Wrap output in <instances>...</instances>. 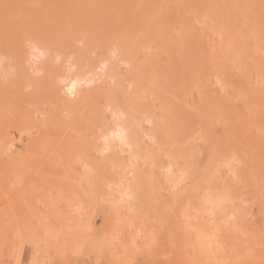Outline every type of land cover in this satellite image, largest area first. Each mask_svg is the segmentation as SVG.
<instances>
[{
    "label": "rangeland",
    "instance_id": "374dc122",
    "mask_svg": "<svg viewBox=\"0 0 264 264\" xmlns=\"http://www.w3.org/2000/svg\"><path fill=\"white\" fill-rule=\"evenodd\" d=\"M133 2L156 15L158 45L133 51L145 67L128 99L154 103L169 125L165 142L158 150L144 137L149 156L137 168L90 160L85 172L98 151L88 145L104 139L88 134L92 116L78 119L80 95L56 82L55 98L70 108L43 121L28 62L0 77V127L11 122L0 144L19 139L0 148V264H264V0ZM108 83L103 92L116 95ZM128 165L141 170L136 179Z\"/></svg>",
    "mask_w": 264,
    "mask_h": 264
},
{
    "label": "bare ground",
    "instance_id": "6f19581e",
    "mask_svg": "<svg viewBox=\"0 0 264 264\" xmlns=\"http://www.w3.org/2000/svg\"><path fill=\"white\" fill-rule=\"evenodd\" d=\"M11 1L8 0L4 4L3 1L0 2V77L11 79L16 75L19 65L28 62L34 79H29L31 82L26 83V88H32L28 94L31 96L32 93L34 100H41L45 104V109L40 113L43 121H52L53 118L58 121L59 114L70 108L68 103L58 97L55 98L56 82H58L64 85L70 96L75 93L80 95L79 106L81 105L80 108L84 110L81 109L78 119L86 115L92 116L88 134L95 136L93 132L97 131L98 134L94 138L100 139L99 141L104 139V142H100L102 145L96 143L98 147L95 144L88 145V152L95 150L96 155V149L98 150L97 158L93 159L88 155L89 161L94 160L93 166L112 163L110 166L117 169L127 159L130 163H126L125 166L134 164L133 166L136 167L144 154L149 156L148 152L143 150L144 137L149 140H146L148 143L158 149L160 140H166L165 135L169 125L165 126L162 115L151 107L154 103L138 105L128 99V94L135 92L137 86H140L137 79L142 67H145L141 63L140 56L134 58L133 51L137 47L157 48L154 29L156 15H151L148 7L137 5L133 0ZM130 21L133 23L132 26ZM4 32L10 38L9 44L3 41ZM61 35L65 37L58 39ZM22 42L29 43L28 49L23 52L17 47V44ZM169 53L163 52L160 55L167 58ZM27 55L32 58L31 61L26 59ZM120 64H125L126 69L123 70ZM55 66L60 68L57 69ZM9 70L14 74L10 75ZM128 73H133L131 76L133 79H124ZM123 80L129 83L128 91L119 89ZM109 81L119 94L103 92ZM106 112L114 118L113 121H109L111 123L103 121ZM70 117L72 120H78L74 118L75 116ZM70 117L69 114L64 116L66 121H69ZM27 119L30 120L32 117ZM144 119L150 124L147 129L142 128L140 123V120L144 121ZM184 125H186L185 121ZM2 126L0 131L5 132L7 127L11 126V122H5ZM109 138L116 142L111 140L110 142ZM18 140L13 136L5 139L0 144L1 151L9 153L10 147H13ZM150 150L153 152V149ZM76 153L74 152V155ZM123 154L126 157L122 156ZM88 164L91 165V161L82 163L85 172L91 169L92 165L89 167ZM144 165L150 169L148 165L151 166V163L147 165L144 162ZM142 167L145 166L142 164ZM127 168L131 170L130 166ZM134 168V172L129 171V174L132 172L131 176L128 175L132 179L141 172L139 170L140 172L135 173L137 167ZM173 168H168L171 177H175L178 170V168L174 169L176 170L174 172ZM92 170L94 171V168ZM92 170L90 172H93ZM123 174L121 177H125L126 173ZM215 174L219 175L220 172L216 171ZM115 175L120 176L118 173ZM114 176L111 175L110 178ZM110 178L108 176L109 182Z\"/></svg>",
    "mask_w": 264,
    "mask_h": 264
}]
</instances>
